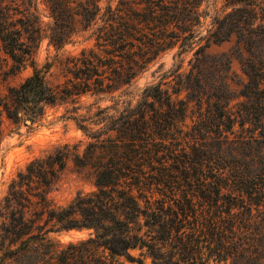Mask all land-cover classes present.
Returning a JSON list of instances; mask_svg holds the SVG:
<instances>
[{
    "label": "trees",
    "instance_id": "16d2710c",
    "mask_svg": "<svg viewBox=\"0 0 264 264\" xmlns=\"http://www.w3.org/2000/svg\"><path fill=\"white\" fill-rule=\"evenodd\" d=\"M205 1L0 0V51L11 72L34 68L11 89L16 109L4 103L11 117L86 92L119 97L162 52L194 49L173 84L146 85L117 113L98 105V128L74 116L93 137L83 150L66 141L17 172L0 202V264H264V0H225L203 34ZM86 31L92 43L60 58L64 85H48L41 41L60 49ZM1 124L2 109L0 142ZM70 160L96 187L58 204L49 192ZM71 230L89 232L52 236Z\"/></svg>",
    "mask_w": 264,
    "mask_h": 264
},
{
    "label": "rangeland",
    "instance_id": "374dc122",
    "mask_svg": "<svg viewBox=\"0 0 264 264\" xmlns=\"http://www.w3.org/2000/svg\"><path fill=\"white\" fill-rule=\"evenodd\" d=\"M225 0H206L203 4L208 11L204 21L203 34L210 25L212 16L217 10L222 9ZM44 19L49 20L48 8L44 3L40 4ZM206 39L203 40L205 42ZM92 43L89 38V31L81 33L75 41L67 43L58 49L50 43L48 38H44L35 51L36 65L44 73L48 85L59 89L67 80V70L65 61L67 55L78 53L83 47ZM232 41H225L221 44L212 42L208 47L210 51L228 49ZM178 47L162 52L146 69H144L135 79L122 89L119 97L112 98L110 94H96L86 92L72 99H58L56 102L44 103L43 111L34 116L25 109V105L20 107L18 117H11L4 108V103L8 101L16 109V101L11 94L13 87H19L22 82L33 73V66L27 65L17 72H11V59L4 51H0V109H2V139L0 142V202L7 191L8 184L17 172L25 167L27 162L33 157L43 154L45 151L60 145L66 141L71 143L80 142V149L83 150L87 143L93 139L89 136V131L82 129L74 116L86 114L85 120L93 129L100 124H94L97 116L89 118L97 109L98 105L112 106L109 113H117L129 102L135 104L141 97L144 87L153 82H161L164 87L169 86L168 80L173 84L177 65L184 59L182 70L188 69L189 59L193 55L194 49H188L177 54ZM8 57V58H6ZM235 78V87L239 89L245 78L238 58L232 64ZM170 84L171 89L173 88ZM81 117V116H80ZM80 121V120H79ZM81 122V121H80ZM88 132V133H86ZM93 178L85 170L76 166L70 160L67 168L62 172L54 188L50 190L49 196L58 204L68 203L79 190L91 191L95 188ZM89 230H71L61 234L52 233L66 241L77 239L87 235Z\"/></svg>",
    "mask_w": 264,
    "mask_h": 264
}]
</instances>
